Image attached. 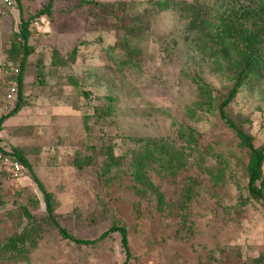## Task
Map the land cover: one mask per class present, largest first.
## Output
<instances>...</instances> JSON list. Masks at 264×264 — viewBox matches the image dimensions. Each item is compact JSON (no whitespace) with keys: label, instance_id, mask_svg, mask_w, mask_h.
Returning a JSON list of instances; mask_svg holds the SVG:
<instances>
[{"label":"rangeland","instance_id":"374dc122","mask_svg":"<svg viewBox=\"0 0 264 264\" xmlns=\"http://www.w3.org/2000/svg\"><path fill=\"white\" fill-rule=\"evenodd\" d=\"M162 1L53 0L51 15L31 22L23 106L3 123L0 146L25 156L52 197L57 221L73 236L92 240L112 225L125 226L129 264H264V188L262 196L250 193L251 152L219 109L235 82L236 55L215 56L222 50L221 16L246 31L251 26L240 12L255 4L170 0L163 8ZM48 2L16 0L7 11L0 65L8 63L22 17ZM202 11L207 25L193 29ZM8 77H0V117L16 104L6 101ZM225 113L264 148V79L242 88ZM148 142L172 144L188 161L173 173L148 164L149 180L165 197L163 210L152 191H137L145 187L132 177L133 158ZM109 150L116 165L107 171ZM125 258L118 232L94 245L64 238L30 170L15 177L0 162V264H124Z\"/></svg>","mask_w":264,"mask_h":264},{"label":"trees","instance_id":"16d2710c","mask_svg":"<svg viewBox=\"0 0 264 264\" xmlns=\"http://www.w3.org/2000/svg\"><path fill=\"white\" fill-rule=\"evenodd\" d=\"M246 1H252L255 6H246L244 11L240 12V16L245 19L246 23L250 24L251 28L247 29L246 31H242L241 28L236 27V25H234L232 22H228L224 18V16H221L222 23L217 26L216 36L222 45V50L215 52L216 60L220 61L221 54H223L225 57V54H229L230 52L235 53L237 68V74L233 87L228 92V95L221 101L219 109L221 117L226 120L231 127L238 130V133L240 134V136H242L246 146L251 152L249 164L247 167L248 189L252 195L262 196V190L264 188V180L262 179L264 148L261 146H257L251 135H248L242 130H239L236 127L235 123L231 119H229L225 113V109L227 108V106H229V104L236 98L237 94L242 88H253L255 84L258 83V81L264 79V0ZM169 2L170 0H164L159 3L163 8H167ZM9 9L10 8L5 9L4 17ZM52 11L53 0H49L46 6L41 8L35 14L30 15L28 19L22 17L19 27L18 39L10 42V45L7 48V62L16 65L19 68L18 74L9 75L8 77L10 81H13L17 85L18 92L14 99L16 101V104L13 109H11L6 115H2L0 117V129L3 123L9 117L17 113L23 106V68L25 66V63L27 62L28 57L33 53V48L29 44V39L31 37V22L41 16L51 15ZM204 13L205 11H202V19L199 18L192 24L193 29L204 28V26L207 25V21L203 18ZM221 51L223 52L221 53ZM77 52L78 47H75L72 51V56H75ZM54 60H61L60 54H57V52L54 53ZM59 63L61 62H58L57 64ZM199 86L201 87L202 93H205L210 98V100H212L209 87L204 85L203 83L199 84ZM84 94L87 95V93ZM110 101H112L111 98ZM108 109H111V104L108 106ZM98 114L99 116H102L101 113ZM0 153L6 156L15 157V159L22 165L23 168L25 167L30 170L34 181L43 193L49 221L55 227H57L59 233L64 238H67L77 244L94 245L103 240L106 236L114 232H118L121 236V243L126 254L124 264H129L132 253L129 245L128 230L125 226L112 225L107 231L103 232L100 237L92 240L73 236L57 221L54 214V202L52 200V197L50 193L45 189L43 184L39 181L34 171L31 169L30 163L25 158V156L17 150H13L12 153L5 151L1 146ZM107 158L109 160L106 166V170L109 171L112 166L116 165L115 156L112 150H109V152L107 153ZM155 161L160 163L162 166L172 170L171 173L184 167L188 161L182 151L176 149L172 144L170 145L167 142H148L144 145L143 151H140L133 158L132 177L135 182L145 187L143 189L137 187V191L141 193H144L145 190L152 191L157 198L159 208L163 210L165 204L164 194L152 184L147 174L148 164ZM76 165L79 168H82L84 166V164L80 161H78ZM23 210L26 216L32 218V214L26 206H23Z\"/></svg>","mask_w":264,"mask_h":264},{"label":"built area","instance_id":"2783aa9c","mask_svg":"<svg viewBox=\"0 0 264 264\" xmlns=\"http://www.w3.org/2000/svg\"><path fill=\"white\" fill-rule=\"evenodd\" d=\"M15 4V0H0V23L3 20L5 9L12 8ZM19 73V68L11 63H4L0 65V77H5L9 75H16ZM6 85V101H14L18 87L13 81L5 82ZM0 162L6 166H9V169L13 176L18 177L23 171L22 165L15 159V157H10L0 153Z\"/></svg>","mask_w":264,"mask_h":264}]
</instances>
